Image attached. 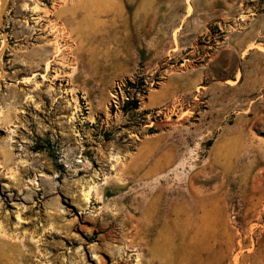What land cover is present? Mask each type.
I'll use <instances>...</instances> for the list:
<instances>
[{
    "label": "rangeland",
    "instance_id": "obj_1",
    "mask_svg": "<svg viewBox=\"0 0 264 264\" xmlns=\"http://www.w3.org/2000/svg\"><path fill=\"white\" fill-rule=\"evenodd\" d=\"M148 1L8 0L0 264H264V0Z\"/></svg>",
    "mask_w": 264,
    "mask_h": 264
},
{
    "label": "bare ground",
    "instance_id": "obj_2",
    "mask_svg": "<svg viewBox=\"0 0 264 264\" xmlns=\"http://www.w3.org/2000/svg\"><path fill=\"white\" fill-rule=\"evenodd\" d=\"M151 4H152V1L151 0H149L148 2H146V3H144L143 5H140L139 7H138V9L140 10L139 12H146L147 10H146V8L148 7V6H151ZM135 5V3H132L131 4V6H134ZM70 17L72 18L71 19V21L72 20H74V19H76L77 18V15H70ZM1 18H2V16H1V14H0V23H1ZM64 35V34H63ZM66 37V36H65ZM252 45V44H251ZM253 47V46H252ZM252 48H249V50H251ZM254 49V48H253ZM240 75V77L242 78V74L240 73L239 74ZM240 78V79H241Z\"/></svg>",
    "mask_w": 264,
    "mask_h": 264
},
{
    "label": "water",
    "instance_id": "obj_3",
    "mask_svg": "<svg viewBox=\"0 0 264 264\" xmlns=\"http://www.w3.org/2000/svg\"><path fill=\"white\" fill-rule=\"evenodd\" d=\"M7 2H8V0H2V5H1V10H0L1 16H3V14H4L5 10H6ZM1 21H2V18H1ZM0 53H2V51H0Z\"/></svg>",
    "mask_w": 264,
    "mask_h": 264
},
{
    "label": "trees",
    "instance_id": "obj_4",
    "mask_svg": "<svg viewBox=\"0 0 264 264\" xmlns=\"http://www.w3.org/2000/svg\"><path fill=\"white\" fill-rule=\"evenodd\" d=\"M138 105H139V102L135 101V102H134V105H133V108H137Z\"/></svg>",
    "mask_w": 264,
    "mask_h": 264
}]
</instances>
